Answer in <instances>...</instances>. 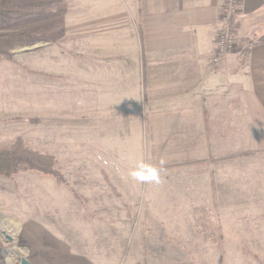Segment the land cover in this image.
<instances>
[{
    "label": "crops",
    "instance_id": "crops-1",
    "mask_svg": "<svg viewBox=\"0 0 264 264\" xmlns=\"http://www.w3.org/2000/svg\"><path fill=\"white\" fill-rule=\"evenodd\" d=\"M73 1L65 47L76 50L56 77L74 89L64 112L79 107L81 144L111 162L118 196L143 194V233L160 242L148 244L160 252L151 255L199 264L195 256L215 253L196 242L249 240L256 248L240 249V264H263L264 0H238L235 49L215 66L222 0ZM162 160L158 184L129 176Z\"/></svg>",
    "mask_w": 264,
    "mask_h": 264
},
{
    "label": "rangeland",
    "instance_id": "rangeland-1",
    "mask_svg": "<svg viewBox=\"0 0 264 264\" xmlns=\"http://www.w3.org/2000/svg\"><path fill=\"white\" fill-rule=\"evenodd\" d=\"M3 1L22 7L0 6V32L31 31L57 22L62 29L35 40L0 39V146L20 138L25 146L51 154L65 182L32 171L12 178L0 176V264H21L22 258L29 264L165 263L164 258L151 255L159 251L148 247L159 240L148 242L143 233L147 226L142 218L144 203L140 207L143 194L137 202L135 193L129 200L127 194L117 196L111 190L100 171L105 169L111 182V162L107 166L99 159L96 144H81L79 107L73 114L64 112L72 105L66 90L72 94L74 89L56 77L64 73L66 60L75 54L76 49L65 47L73 32L64 23L65 13L77 7V2L0 0V4ZM105 147L99 146L102 151ZM229 228L233 236L240 232L235 222ZM218 230L215 226L214 231ZM196 243L198 252L203 245L204 254L215 253L195 256L199 264H216L220 259L240 264L246 259L240 249L246 245L256 248L249 240ZM221 246L222 253L217 250Z\"/></svg>",
    "mask_w": 264,
    "mask_h": 264
},
{
    "label": "trees",
    "instance_id": "trees-1",
    "mask_svg": "<svg viewBox=\"0 0 264 264\" xmlns=\"http://www.w3.org/2000/svg\"><path fill=\"white\" fill-rule=\"evenodd\" d=\"M53 3L52 6H57ZM0 6L6 8H21V5H11L3 1ZM62 28V24L52 23L45 27H36L31 31H4L0 32V39H36L38 37H47ZM254 42L243 44L242 55L247 57L250 47ZM235 49V48H234ZM234 51V50H233ZM22 171H32L43 176L55 178L58 182H65L63 173L58 167L57 160L49 153H44L24 145V142L18 138L11 144L0 146V176L12 178ZM102 178L106 181L111 190L118 196L114 190L107 173L100 169ZM85 200V197H82ZM264 264V263H263Z\"/></svg>",
    "mask_w": 264,
    "mask_h": 264
},
{
    "label": "built area",
    "instance_id": "built-area-1",
    "mask_svg": "<svg viewBox=\"0 0 264 264\" xmlns=\"http://www.w3.org/2000/svg\"><path fill=\"white\" fill-rule=\"evenodd\" d=\"M238 0H222L220 26L216 36V53L211 59V66H215L235 48V38L232 32V20L237 13Z\"/></svg>",
    "mask_w": 264,
    "mask_h": 264
},
{
    "label": "clouds",
    "instance_id": "clouds-1",
    "mask_svg": "<svg viewBox=\"0 0 264 264\" xmlns=\"http://www.w3.org/2000/svg\"><path fill=\"white\" fill-rule=\"evenodd\" d=\"M165 162L160 161V168L147 165L140 162L135 168L129 171V176L140 183H160V172L162 171L163 164Z\"/></svg>",
    "mask_w": 264,
    "mask_h": 264
},
{
    "label": "water",
    "instance_id": "water-1",
    "mask_svg": "<svg viewBox=\"0 0 264 264\" xmlns=\"http://www.w3.org/2000/svg\"><path fill=\"white\" fill-rule=\"evenodd\" d=\"M21 264H29V262L26 259L22 258L21 259Z\"/></svg>",
    "mask_w": 264,
    "mask_h": 264
}]
</instances>
